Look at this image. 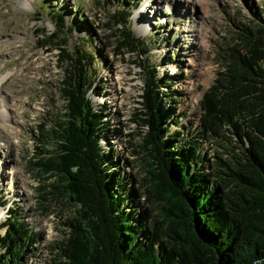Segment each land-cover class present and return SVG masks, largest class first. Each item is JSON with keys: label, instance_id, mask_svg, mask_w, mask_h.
I'll return each mask as SVG.
<instances>
[{"label": "trees", "instance_id": "1", "mask_svg": "<svg viewBox=\"0 0 264 264\" xmlns=\"http://www.w3.org/2000/svg\"><path fill=\"white\" fill-rule=\"evenodd\" d=\"M61 12L55 31L64 43V121L42 134L55 150L41 152L52 156L33 164L45 180L57 177L46 195L55 199L64 189L74 208L55 264H264V8L252 12L249 27L237 26L230 41L216 46L221 70L199 102L201 138L216 147L207 165L198 138L184 141L167 128L168 85L140 62L143 87L134 117L148 167L147 202L157 213L125 207L137 201L115 178L118 163L101 145L109 132L104 111L93 105L94 55L78 45L66 51L73 29ZM131 12L121 9L109 19L120 26L114 27L117 50L142 58L146 45L128 27ZM3 227L0 264H26L36 243L32 230L13 213Z\"/></svg>", "mask_w": 264, "mask_h": 264}, {"label": "rangeland", "instance_id": "2", "mask_svg": "<svg viewBox=\"0 0 264 264\" xmlns=\"http://www.w3.org/2000/svg\"><path fill=\"white\" fill-rule=\"evenodd\" d=\"M126 8L132 10L131 33L146 45L142 58L138 52L117 50L116 26L109 18ZM263 8L264 0H0V235L11 213L32 230L36 243L26 264L58 261L55 249L74 211L64 189L55 199L46 195L57 177L45 180L33 165L52 156L42 149L55 150V144L43 142L42 134L64 121L65 67L59 58L64 43L55 31L58 12L73 29L64 38L66 51L78 45L94 55L89 72L96 83L93 105L104 111L109 132L108 143L101 145L118 163L115 178L137 201L125 207L130 212L146 208L157 213L152 201L147 202L148 167L134 117L143 87L140 62L155 68L168 85L167 128L179 132L184 141L198 138L207 165L216 147L201 138L199 102L221 70L216 46L230 41L237 26L249 27L252 12ZM140 23L145 30L139 29ZM53 33L56 37L49 41Z\"/></svg>", "mask_w": 264, "mask_h": 264}, {"label": "bare ground", "instance_id": "3", "mask_svg": "<svg viewBox=\"0 0 264 264\" xmlns=\"http://www.w3.org/2000/svg\"><path fill=\"white\" fill-rule=\"evenodd\" d=\"M139 29H140L141 31L145 30V25L142 24V23H140V24H139ZM138 31H139V30H138ZM137 35L140 36L141 34L137 32ZM28 67H29V65H28ZM28 67H27L26 69H29ZM2 218H3V216H2V212H1V210H0V224L3 223V219H2Z\"/></svg>", "mask_w": 264, "mask_h": 264}]
</instances>
